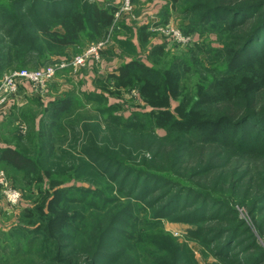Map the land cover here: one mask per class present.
Returning <instances> with one entry per match:
<instances>
[{
    "label": "rangeland",
    "instance_id": "374dc122",
    "mask_svg": "<svg viewBox=\"0 0 264 264\" xmlns=\"http://www.w3.org/2000/svg\"><path fill=\"white\" fill-rule=\"evenodd\" d=\"M80 1L85 13L92 5L114 12L110 27L97 32L87 23L77 43L64 49L42 43L39 49L31 50L24 57L15 56L2 73L47 66L59 58L80 55L100 41L106 42L99 55L90 58L83 67L57 71L42 88L25 82L17 93L9 95L0 105L3 115L1 137L7 145L16 146L33 160L26 170H16L0 162V172L14 189L22 192L20 204H9L0 185V264L39 262V258L22 257L21 251L15 252L12 246L17 237L12 233L17 227L34 229L42 220L48 222L39 216L27 218L24 210L44 204V210L53 213V208L49 209L47 205L55 197L57 187H68L70 198L87 197L86 202L73 204L82 206L84 231L62 243L70 246L72 254L80 244L98 240L102 233L98 230L118 216L122 238L129 239L125 234H133L131 241L139 238L147 251H154L156 256L164 258L163 264H240L238 260L219 255V239L205 234L214 221L189 220L183 210L161 215L162 204L157 202L158 197L166 196L177 187L162 185L159 193H146L136 199L134 195L131 197L132 178L122 190L109 175L118 171L106 167L103 160L146 165L151 170L170 172L184 179L183 171L167 165L163 154L178 149L183 163L195 159L200 149L186 134L185 126L188 122H199L203 117L202 110L199 112L197 107L201 88L217 70L226 68L237 46L235 34L220 31L209 23L195 26L192 21L196 19L195 15L185 12L194 0H182L177 6L167 0H154L151 5L148 0L143 3L130 0L131 8L125 7L124 0ZM212 1L207 3L213 4ZM143 26H148L149 42L137 43L136 51L131 53V47L123 43L138 38ZM53 29L63 31L60 26L54 25ZM173 30L188 41H181ZM26 31L37 34V31ZM157 43L163 44L164 52L150 58L151 48ZM24 50L27 51V47ZM131 55L157 72L158 81L150 83L147 89L143 90L139 81L132 84L108 82L109 75L119 73V65ZM240 86V93H243L246 83ZM67 95L73 100L71 107L53 124L50 102ZM241 131L229 129L228 136L227 132L224 136L231 141L236 136L243 137ZM91 149L101 152L102 158L96 159ZM223 150V158L232 157L230 152ZM118 173L120 180L124 170ZM192 184L195 189H206L226 201L225 208L231 209V213L227 214L225 224L236 225L240 221L243 228H247L242 233L243 247L247 245L246 254L264 250V206L255 213L250 212L251 206L258 204L260 193H256L257 190L248 188L246 183L240 187L227 179H217V176L208 179L201 175ZM241 191H245L249 203L244 204ZM257 224H263V232L258 230ZM122 243H127L130 249L134 246L126 241ZM127 244L119 248L126 249ZM22 246L24 250L25 242ZM68 250L66 247L62 256L68 257ZM134 252L140 255L141 261H146L142 264L158 261L145 255L140 247Z\"/></svg>",
    "mask_w": 264,
    "mask_h": 264
},
{
    "label": "trees",
    "instance_id": "16d2710c",
    "mask_svg": "<svg viewBox=\"0 0 264 264\" xmlns=\"http://www.w3.org/2000/svg\"><path fill=\"white\" fill-rule=\"evenodd\" d=\"M3 1L0 0V79L9 61L12 62L15 56L24 57L26 53L28 55L31 50L42 46V43L53 47L61 46L64 49L65 46L69 47L79 41L87 23L97 32H101L109 28L114 20V12L97 5L90 6V11L85 13L81 10L80 0H10L9 3ZM167 1L174 6L182 2ZM208 1L194 0L185 8V12L195 15L196 19L192 20L195 26L209 23L220 31L232 32L235 34L237 46L232 51L226 68L217 70L206 86L201 88L197 107L200 108L199 112L202 110L203 117L199 122H188L185 126L186 134L200 149L195 159L183 163L178 149L163 154L167 165L183 171L184 179L170 172L151 170L146 165L110 162L107 158L103 160L106 161V167L115 168L114 172L124 170L120 180L118 172L109 174L111 180L119 183L122 190L126 189L132 178L129 185L132 190L131 197L134 195L136 199H141L146 193H159L162 185L177 187V190L166 196L158 197L157 202L162 204L159 210L161 215L183 210L189 220H212L215 224L207 227L205 234L219 239V255L232 261L238 260L240 264H264L263 249L255 254H246L247 245L243 247L245 244L242 233L247 228L244 229L240 221L236 225L225 224L227 214L231 213V209L225 208L226 201L215 197L206 189H195L192 184V181L201 175L208 179L214 176H217V179H227L229 183L239 184L240 187L246 183L248 188L260 193L258 204L251 206L250 212L255 213L264 206V0H213V4H208ZM53 20L55 21L52 23ZM54 25L60 26L63 31L53 29ZM25 29L37 31V34L31 35ZM147 31L148 26L140 28L137 43L149 42L150 35ZM131 41L129 39L123 44L131 47V53H134L137 48ZM26 47L27 51L24 50ZM163 52V44L157 43L151 48L150 58ZM182 63L185 64L183 61ZM156 73L147 63L131 55V58L120 66L119 73L109 75L108 82L132 84L139 81L144 90L150 83L158 81ZM242 83H246V86L243 88L244 92L240 93ZM72 102L68 95L51 100L53 124L69 111ZM210 114L215 118H211ZM229 129L232 132L242 130L244 135L240 138L236 136L230 141L227 137ZM226 132L227 136H224ZM225 143L227 145H224ZM222 150L230 152L232 157L223 158ZM93 152L96 159L102 158L101 152ZM32 161L16 146L0 147V162H4L8 167L26 170ZM67 188H55V197L47 205L49 209L53 208V213L45 211L44 204L39 208H25L24 215L27 218L39 216L48 222L42 220L34 229H14L15 233L12 235L17 239L13 240L12 247L15 252L21 251L20 256L39 258L36 264H142L146 261H141L140 255L134 252L140 247L145 255L158 259L155 264L164 263V258L156 256L154 251H147L139 238H133L131 241L133 234H125L129 239L122 238L123 230L118 227V216L98 230V233L102 232L98 240L85 242L78 247L75 244L76 249L72 254L70 246L62 243L84 231L82 206L73 204L84 203L87 197L70 198ZM241 195L244 204L249 203L245 191H241ZM257 228L263 232V224H257ZM122 241L131 243L133 248L130 249V246ZM123 244L128 247L120 249ZM66 247L69 248L66 253L68 257L62 256Z\"/></svg>",
    "mask_w": 264,
    "mask_h": 264
},
{
    "label": "built area",
    "instance_id": "2783aa9c",
    "mask_svg": "<svg viewBox=\"0 0 264 264\" xmlns=\"http://www.w3.org/2000/svg\"><path fill=\"white\" fill-rule=\"evenodd\" d=\"M124 5L126 8H131L130 0H124ZM158 30L164 31L163 28H159ZM173 32L181 41H188L185 37L183 38L178 31L173 30ZM105 43V41H100L98 44L91 46L80 55L71 58H59L47 66L39 68H21L4 73L0 83V105L8 100L9 95L17 93L20 86L25 82H29L34 87L42 88L45 87L47 82L56 75L57 71L66 68L78 69L83 67L90 58L99 55V52L104 48ZM0 185L9 204H20L22 192L14 189L10 185L3 172H0Z\"/></svg>",
    "mask_w": 264,
    "mask_h": 264
},
{
    "label": "crops",
    "instance_id": "0c3cea01",
    "mask_svg": "<svg viewBox=\"0 0 264 264\" xmlns=\"http://www.w3.org/2000/svg\"><path fill=\"white\" fill-rule=\"evenodd\" d=\"M141 3H143L144 1H146V0H139ZM154 0H148V3H149V5H151V3L153 2ZM139 28V27H138ZM137 28V29H138ZM137 31V30H136ZM136 36H137V34H135ZM135 44H137V38H134L133 40H132ZM123 64V63H122ZM121 64V65H122ZM121 65H119V66H121ZM28 84V83H27ZM2 113V112H1ZM3 114V113H2ZM3 120V115H1L0 114V126L2 125V123L1 122H3L2 121ZM1 130V129H0ZM5 146H7V144H6V142H5V140L1 137V135H0V147H5Z\"/></svg>",
    "mask_w": 264,
    "mask_h": 264
}]
</instances>
